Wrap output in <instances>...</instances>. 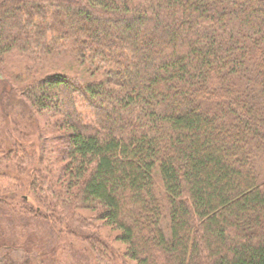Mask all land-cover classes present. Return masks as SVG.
I'll use <instances>...</instances> for the list:
<instances>
[{"label": "trees", "instance_id": "obj_1", "mask_svg": "<svg viewBox=\"0 0 264 264\" xmlns=\"http://www.w3.org/2000/svg\"><path fill=\"white\" fill-rule=\"evenodd\" d=\"M9 52L102 79L0 80V264H264V0H0Z\"/></svg>", "mask_w": 264, "mask_h": 264}, {"label": "rangeland", "instance_id": "obj_2", "mask_svg": "<svg viewBox=\"0 0 264 264\" xmlns=\"http://www.w3.org/2000/svg\"><path fill=\"white\" fill-rule=\"evenodd\" d=\"M59 72H66L70 75L76 76L80 81L84 83L91 81L100 82L102 79L100 74H93V70L89 67L88 64L80 65L76 60L65 55L50 56L46 58L40 57L35 59L33 57L30 58L26 54L22 55L16 52H9L8 54L0 56V74L3 75L0 76V80L4 78L2 82H4L5 80L6 82H8V85L10 84L19 86L20 84L27 83L29 80H33V78L39 79L43 78L49 73ZM1 88L2 85L0 81V90ZM42 124L44 126L42 127L43 134H41V136L45 138L47 142H51L50 139L52 136L56 135V130H53L51 127H47L44 122ZM34 139L35 137L33 138V141ZM82 214L92 218L94 212L87 210L83 211ZM90 222L93 223L91 229H94L97 234L106 243H108L110 247L119 250V252L121 253L124 251L125 246L115 240L118 231L111 230L109 227L104 226L102 222L96 221L94 219H91ZM33 223L36 224V227L37 225L40 226V232L43 230L46 235L44 237H47V239H49V244H52L54 239L52 237L53 235H51L48 230V225L42 222H37L36 220H34ZM38 239L41 240L43 238L40 236ZM75 241H70L74 243V246H72L71 248L64 249V246L63 248L55 251V253L53 254V257H55V262H57V264H96L94 258H92L90 254H88V251H85L84 248H81L82 243ZM40 245L43 247V241L40 242ZM39 249H41V247ZM23 255L24 252L22 250L11 252V257L14 258L15 262L22 261ZM126 264L134 263L130 260H127Z\"/></svg>", "mask_w": 264, "mask_h": 264}]
</instances>
